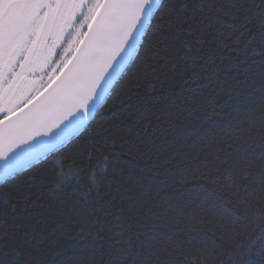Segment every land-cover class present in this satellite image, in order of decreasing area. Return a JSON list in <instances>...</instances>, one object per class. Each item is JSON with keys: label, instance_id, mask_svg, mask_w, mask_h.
Masks as SVG:
<instances>
[{"label": "trees", "instance_id": "16d2710c", "mask_svg": "<svg viewBox=\"0 0 264 264\" xmlns=\"http://www.w3.org/2000/svg\"><path fill=\"white\" fill-rule=\"evenodd\" d=\"M77 137L0 184V264H264V0H165Z\"/></svg>", "mask_w": 264, "mask_h": 264}, {"label": "water", "instance_id": "95a60500", "mask_svg": "<svg viewBox=\"0 0 264 264\" xmlns=\"http://www.w3.org/2000/svg\"><path fill=\"white\" fill-rule=\"evenodd\" d=\"M123 7L132 14L103 29L100 25L89 29L88 24L60 73L33 97L39 99L29 110L28 125L18 139L27 141L20 147L37 159L43 161L62 148L59 141L70 129L76 132L66 137L64 145L84 131L101 109L98 103L105 101L136 56L144 39L142 11L149 7V0ZM132 49L134 56L129 55Z\"/></svg>", "mask_w": 264, "mask_h": 264}, {"label": "rangeland", "instance_id": "374dc122", "mask_svg": "<svg viewBox=\"0 0 264 264\" xmlns=\"http://www.w3.org/2000/svg\"><path fill=\"white\" fill-rule=\"evenodd\" d=\"M92 6L93 0H36L28 4L19 3V0H0V95L4 97L3 107L10 106L9 100L12 105L23 104L37 94L45 76L40 74L53 65L52 58L66 38L69 35L75 37L89 21ZM25 12L29 14L26 22L12 32L10 19L20 18Z\"/></svg>", "mask_w": 264, "mask_h": 264}, {"label": "snow or ice", "instance_id": "6c2138e0", "mask_svg": "<svg viewBox=\"0 0 264 264\" xmlns=\"http://www.w3.org/2000/svg\"><path fill=\"white\" fill-rule=\"evenodd\" d=\"M34 2L36 0H19V3L24 4ZM132 3H142V0H93V6L89 8V29L97 25H100L103 29V27L114 23L118 19L130 16L132 14L131 10L124 8L123 5ZM165 7V0H149V7L143 9L140 21L144 34L147 33L152 26V22ZM28 16L29 14L25 12L20 18H11L9 21L11 31L15 32L19 26L26 22ZM135 54L134 49L129 52L130 56ZM38 99V97L33 98L23 104L15 105H12L11 100H9L10 106L5 108L2 106L4 97L0 95V184L5 183L9 178L22 175L42 162L26 149L20 147L21 143H27V141L18 139L28 125L27 114ZM105 103L106 100L98 103L97 108H103ZM75 132L76 129H70L66 137H72ZM66 137L60 139L61 146H64ZM5 141H7V146H5ZM9 152H11V155L8 154Z\"/></svg>", "mask_w": 264, "mask_h": 264}, {"label": "flooded vegetation", "instance_id": "af4514ba", "mask_svg": "<svg viewBox=\"0 0 264 264\" xmlns=\"http://www.w3.org/2000/svg\"><path fill=\"white\" fill-rule=\"evenodd\" d=\"M79 19L81 20L82 18L79 17ZM87 22H85L83 24V26L81 27L82 30L80 32L78 31V33L75 37H73L72 35L71 36L69 35V37L66 38V42H64L60 46L59 52L57 53V55L52 58L53 65L51 67H49V69L47 71L40 74L41 76H43V74H45V76L43 77L42 81L39 83L40 85H39V89L37 91V94L40 93V91L42 89H44L50 83V81L60 73V69L65 65V63L69 59L70 55L74 51L73 47L75 45L76 40L80 41V37L83 35L85 30L87 29L86 27L90 21H87ZM69 38L71 40V45L70 44L68 45V43L70 41V40L68 41ZM79 41H78V43H79ZM72 42H74V43L72 44ZM69 48H70V50H69ZM69 51H70V53H69ZM60 59H62V60L60 61ZM35 95L36 94H34V96Z\"/></svg>", "mask_w": 264, "mask_h": 264}, {"label": "clouds", "instance_id": "9594fccd", "mask_svg": "<svg viewBox=\"0 0 264 264\" xmlns=\"http://www.w3.org/2000/svg\"><path fill=\"white\" fill-rule=\"evenodd\" d=\"M262 198H264V188L258 190Z\"/></svg>", "mask_w": 264, "mask_h": 264}]
</instances>
